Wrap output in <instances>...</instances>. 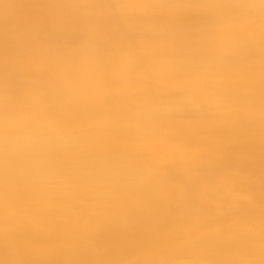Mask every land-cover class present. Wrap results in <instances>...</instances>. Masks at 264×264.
<instances>
[{
  "label": "bare ground",
  "instance_id": "6f19581e",
  "mask_svg": "<svg viewBox=\"0 0 264 264\" xmlns=\"http://www.w3.org/2000/svg\"><path fill=\"white\" fill-rule=\"evenodd\" d=\"M0 264H264V0H0Z\"/></svg>",
  "mask_w": 264,
  "mask_h": 264
}]
</instances>
